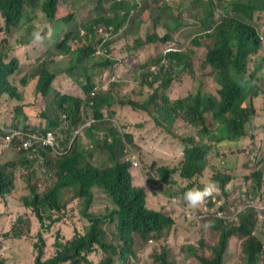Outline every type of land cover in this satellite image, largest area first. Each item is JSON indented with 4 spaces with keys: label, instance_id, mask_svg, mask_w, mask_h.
Masks as SVG:
<instances>
[{
    "label": "trees",
    "instance_id": "trees-1",
    "mask_svg": "<svg viewBox=\"0 0 264 264\" xmlns=\"http://www.w3.org/2000/svg\"><path fill=\"white\" fill-rule=\"evenodd\" d=\"M118 7L120 4L115 5ZM132 7L137 11L139 4L133 2ZM59 9L56 0H0V103L8 99L13 102L10 120L0 125V140L13 129L44 130L43 122L52 126L57 135L53 148L39 147L35 152L42 164L53 161L55 182L43 192L36 183L32 184L34 154L30 159L20 160L26 178L23 189L18 179L17 190L0 157V202L11 201L16 205L9 226L0 234V246L12 239L29 241L34 252L33 264H93L89 259L98 262L101 251L104 257L99 264H128V256L134 253L135 232L154 243L147 264H173L167 257L172 245L161 239L164 226L172 223L168 217L172 204L157 195L146 206L143 188L131 182L133 160L125 154L114 155L124 141L132 145L134 158L146 150L162 153V149L149 146L157 139L156 144L162 147L163 142L170 140L182 147L177 148L183 151V160L176 169L185 179L201 175L210 148L219 157H240L234 173H212L210 180H216L221 189L215 188L211 195L226 197L238 185L245 186L248 182L249 193L263 214L256 230L264 231V146L257 144L253 138L255 126L250 125L254 118L264 120V0H176L174 4L169 0H153L139 11L132 21V30L138 22L150 21L186 41L182 51L171 50L162 56L168 61L166 68L161 66L156 73L145 68L139 74L141 79L133 78L140 80L145 91L143 98L131 95L117 100L120 105L136 110L137 118L151 122L155 135L137 131L133 126L132 129L130 123L115 126L111 119L116 112L110 114V119L104 117L103 111L113 108L115 103L101 85L102 78H108L105 69L127 65L129 55L115 60L94 57L91 49L108 50L111 46L96 28L100 19L96 16L87 24L79 23L72 31L54 33L52 20L62 24L75 20L74 10L61 14ZM165 10L173 17L162 14ZM127 17L115 18V30ZM23 18L26 20L21 22ZM79 29L91 33V37L73 44ZM37 32L40 39L34 36ZM169 39L155 35L147 38L149 42ZM198 47H202V55H197ZM30 48L39 53L32 55ZM52 48L56 49V55L48 64L46 57ZM195 57L199 58V68L191 70L188 61H195ZM178 64L182 69L171 77L172 66ZM136 67L132 70L136 71ZM54 74L61 77L57 84L60 92L51 87ZM203 76L219 85L218 98L203 89ZM173 84L176 90L171 92ZM192 85L194 89L186 92ZM92 89L95 97L90 101ZM87 122L89 129H95L100 136L105 134L100 151L108 150L112 159L109 166L91 163V153L84 148L92 141L98 143L91 132H83L79 140L74 136L72 148L67 150L73 131ZM210 122H214V128L209 127ZM124 129H128L126 134ZM181 130L191 133L183 137ZM18 137L19 133H15L11 141L19 143ZM225 145L226 151L221 149ZM48 151L55 155L51 158ZM158 170L166 176L170 168L163 166ZM205 184L196 179L193 188H203ZM179 192L183 193L175 191ZM96 193L109 202L104 212L90 210ZM3 211L0 205V212ZM78 218L88 222L85 229L77 228ZM232 226L236 228L215 224L219 238L211 257L189 247L200 264H222L226 241L237 230L244 234L240 250L245 262L241 264L264 262V240L251 235L244 224ZM114 229L118 245L107 242L109 232ZM49 235L54 236V250L45 257V239ZM183 248L178 244L179 251ZM0 264H4L1 256Z\"/></svg>",
    "mask_w": 264,
    "mask_h": 264
},
{
    "label": "clouds",
    "instance_id": "clouds-1",
    "mask_svg": "<svg viewBox=\"0 0 264 264\" xmlns=\"http://www.w3.org/2000/svg\"><path fill=\"white\" fill-rule=\"evenodd\" d=\"M133 2H137L140 6L139 0H96L93 9L94 12L97 13L96 17L100 18L96 28L100 32V34L106 39V41L111 44V46L109 47L108 50L102 48H95L93 49L95 52L91 51V53H94V57L96 59L110 58L112 60H115L118 59L120 55L125 56L128 54L123 49L124 43L126 42L125 37H128L129 34L131 33H135V35L132 36V40H131L133 43L131 46L132 54H128L129 59H131L133 63H136L138 69L148 68L152 70L154 73L159 72L161 66H163L164 68L168 66V61L164 57H162L167 51H171V50L182 51L183 47H179L177 43L180 37H176L170 34L168 31L165 30L163 26L155 24L150 21L138 22L134 30H132L133 28L132 26L129 30H123L125 24H128L129 17L136 12V10H134L132 7ZM56 3L59 4L60 10L63 11L73 8V7L70 8V6H72L70 4L71 2H67L65 5H63L59 0H56ZM104 3L108 4V9L111 15L110 17H103L102 15L98 14ZM116 4H120V7L115 8ZM78 9L79 6L75 10ZM72 10H74V8ZM82 12L83 11L81 10L77 12V16H75V20L72 23L63 24V26L69 25L71 26V28H69L66 31H60L56 29L57 27H53V32L61 35L63 33L72 31L73 27L77 26L79 23L82 22L85 23L86 22L85 20L80 21V18L82 17L81 15ZM127 15L128 17L125 23L120 28L115 30V28L117 27L116 25L117 22L115 21V18L116 17L124 18ZM25 20L26 19L23 18L22 22H24ZM154 35L159 38H164L165 36H169L170 39L167 40L166 42H161L159 40L155 42H149L147 40L148 36H154ZM34 36L36 39H40L38 32L34 33ZM90 37H91V33L86 32L83 29H79L77 32V36L73 38L72 43L77 44L79 42V39L81 38L89 39ZM116 37H117V42L119 44L115 42ZM139 42H143V44H140ZM120 45L126 53H122V54L119 53L118 49L120 48ZM158 57L161 58L157 61ZM188 62L191 63V70L195 69L194 61L189 60ZM181 69H182V65L179 64L173 65L171 69V73H172L171 77L177 75ZM50 70L53 71L52 69ZM54 75L55 77L51 81V87L54 92H60L57 85L59 81L54 82L55 79L59 78V76L56 74ZM111 76L112 78L110 79ZM111 76L107 78L110 79L111 82L117 80L118 78L120 80H123L121 79V77L117 75H111ZM104 82L106 83V87L104 91L108 94V96H111L109 90L110 82L109 80H106ZM219 88L220 87L218 86L217 90ZM89 95H90V101H92V99L95 97V91L92 89ZM129 96L131 95H126V97L118 98L117 100H125V98ZM117 100L114 99L115 103H117ZM126 106L127 105H120V108L123 107L127 108ZM113 112H115L114 107L106 111H103V115L106 119H110V114H112ZM133 114L135 120L129 121L131 125L138 126L141 122L143 123L148 122V121H143L140 118H137L136 112ZM111 120L113 121V119ZM88 124L89 122H87L82 127L86 129V132H91L95 139L99 140L102 135L100 136L95 129H89L87 127ZM150 124L152 125L151 122ZM43 125L45 127L44 130H41L40 128H30V130H28L27 132L16 129L10 130V135H5V137L0 140V157L4 159L2 161V164L4 163L6 164V169L13 177L15 190L19 188L18 179L21 181V185H22L24 184L23 179L26 178L25 175L23 174V166L21 165L20 160L30 159L33 156V154L35 155L36 149L39 147L48 148V150L49 148L54 147L53 144L56 141V137H57V135L54 132V128L49 124H47V122H43ZM15 133H19V137L17 138V140H19V143L11 141V137ZM80 135L81 134L78 133L76 129L73 131L72 139H70V142L67 146L68 151L71 150L72 148L71 144L73 137L77 136V139L79 140ZM107 140L108 142L110 141L109 138H107ZM154 142H157V140ZM167 142H171V140L166 141V143ZM93 144L94 142L92 141V143L89 146L84 147L88 152L91 153L90 161L92 164H96V163L102 164V162H105L107 159L111 158L106 148L104 151H100L101 146L99 145L98 147L99 151L97 150L96 152L95 151L96 149L93 147ZM14 148H16L18 152H16ZM130 151H131L130 146L128 144H125L124 152L129 153ZM60 153H62V151H60ZM48 155L52 158L55 154L50 153L48 151ZM114 155L116 157L122 155L121 149L119 148V150L116 151ZM127 156L129 157L130 160H133V173L132 175H130L131 182L134 186H139L143 188L146 206H148L150 200L157 195H160L161 199L165 201H169L172 204L171 212L169 213L168 216L171 218L172 223L166 224L164 226L163 236L161 239L164 240L167 237L175 238L178 244L184 246V248L180 250V253L187 255L189 259H193L194 261H196L197 264L200 263L198 262L196 257L192 254V249H190L189 247L192 246L193 249H197L198 253L201 255L211 257L212 247L216 245L219 238V230L215 229L214 227L217 222H220L221 226L225 227L226 229L236 228L233 227L232 225L241 226L242 224H244L248 227L251 235L259 236L256 230V224L260 220L263 214L262 212L259 211L257 205L255 204V202L251 197V194L249 193L248 182L245 184V186L238 185L236 187L235 192L230 193L226 197L224 196V199L222 196H218L216 194L211 195V193L215 190V188L221 189V187L219 186V183L216 180L205 181L208 177V169L210 165L212 164L217 165L216 169L218 170H214V169L212 170V173H216V174L220 173L223 175H227V173H234L236 170V167L233 170H230L222 166L221 163L219 162L222 159V157H219V155H215L213 149L210 148L208 154L206 155L207 163L201 175L194 176L191 179L182 178L180 176L179 170L176 169L177 167H179V165L183 160V158H180L178 156L168 154L165 157L163 153H158V152L154 153L149 150L142 152L137 158H134V153H131ZM34 163H35V169L31 172V176H34L35 179L32 180V184L36 183L37 189L40 192H43L44 190L51 187L55 182L54 171L52 169L53 161L45 165L42 164L41 158H36L35 155ZM102 166H109V165H102ZM163 166H169L170 168L169 173L166 176L160 174L158 170L159 167H163ZM196 179H201L206 182L203 188H193ZM227 184L228 182L225 183V186H227ZM176 190H182L183 193L180 192L175 193ZM206 196L209 197L204 198ZM227 199L232 200L234 204L233 205L227 204L226 203ZM181 200L184 205L183 208H181V205L179 203ZM104 201L106 202L104 208H108L109 202H107L105 199ZM3 202L5 201L0 202V205L5 211L6 208ZM99 202H100V196H98L96 193L95 199L93 201L90 210H93ZM104 208L99 209V211L104 212ZM211 217H214L215 219H210ZM252 217L254 219V223L252 222ZM86 227L87 226H85V228ZM115 232L116 229L109 232L107 236V242H111L113 244L118 245L119 241L115 237ZM235 235L239 236V238H236V242H238V249H239L238 252H236V250L233 248L231 249L228 245L230 239ZM213 236L214 239H212ZM132 238H133L132 244L134 247V252L137 249V238H140L141 243L143 245L150 243L152 241V239L150 238L147 241H145L140 237L139 234L135 232L132 233ZM243 238H244V234L240 230L231 233V235L228 237L226 241V248L223 253L222 264H225L226 260L229 259L230 253H231L230 256L231 260L230 262H228L229 264H234L237 261L239 253L243 254L241 262H245L244 253L243 251L240 250L241 242ZM201 244L203 246H201ZM99 255L100 256L98 262H96L92 258H90L89 260L93 264H99L102 257H104V253L101 251Z\"/></svg>",
    "mask_w": 264,
    "mask_h": 264
},
{
    "label": "rangeland",
    "instance_id": "rangeland-1",
    "mask_svg": "<svg viewBox=\"0 0 264 264\" xmlns=\"http://www.w3.org/2000/svg\"><path fill=\"white\" fill-rule=\"evenodd\" d=\"M63 5H65L67 2H71L70 4L72 6H70V8H74V11L72 13V16H77V12L79 10L83 11L81 13L82 17L80 18V21L85 20V24H87L88 22H90L93 17L97 16V13L94 12V6H95V2L96 0H59ZM140 1V6L138 8V10L129 17V21L128 24H125L124 29L123 30H129L132 26V21L134 19V17L139 13V11L145 7L146 5H149L153 2V0H139ZM170 2H172L173 4L176 3V0H169ZM161 3V1L159 2ZM79 6L78 10H75L77 7ZM156 6V4L152 5V9H154ZM72 8V9H73ZM59 13L63 14L65 13V11L60 10L59 9ZM100 15H102L103 17H110V11L108 9V4L104 3L101 7L100 12L98 13ZM162 14H164L165 16L172 18L173 16L169 15L168 10H165ZM22 22V21H21ZM51 24L54 25V27H59L56 28L57 30L60 31H66L69 28H71V26L66 25L63 26V24L61 22L52 20ZM76 28V26L73 27L72 30H74ZM262 29L264 30V25H262ZM22 30V28L19 30V32ZM53 31V30H52ZM135 35V33H131L129 34L128 37H125L126 42L124 43V50L128 53V54H132L131 51V46H132V36ZM50 41V39H49ZM129 41V42H127ZM115 42L117 44H119L117 42V37L115 38ZM178 46L179 47H185L186 46V41L183 38H180L178 40ZM122 49L121 45L120 48L118 49L119 53H126L124 50ZM92 52H95L93 49H91ZM202 47H198L197 48V55H202ZM30 52L32 55L39 53L38 50H36L35 48H30ZM56 49L52 48L51 50H49L48 55L46 57V63L50 64V59L52 56L56 55ZM114 53V52H112ZM124 55H120L118 59L122 58ZM196 60L194 61V65H195V69L199 68V62L197 60H199V58L195 57ZM99 60H104L103 58H98ZM52 62V61H51ZM132 67L136 65V63H133L131 59L128 60L127 65H123L121 68L117 69L114 68L112 70H110V68H106L108 71L105 72V75L107 77L111 76V75H117L119 77H121L120 80L119 78L113 82L110 81V79L112 78V76L110 77V79L107 78H102V86L105 90L106 87V83L104 81L109 80V84H110V94L111 96L117 100L118 98H123L126 97V95H133V96H137L139 98H143L145 91L142 87H140L139 84V79L140 78V73L145 71V69H138V66L136 67V71H133ZM50 67H52V65H50ZM140 68V67H139ZM134 77H138L139 79H133ZM61 80V77H59L58 79H55L54 82H58ZM189 82L192 83V81L190 79H188ZM201 82H202V87L206 92H209L210 94L215 95L217 98V87L219 86L216 83H213L212 80L207 77V76H203L201 77ZM112 83V85H111ZM156 84V83H155ZM190 89H194V85H192L190 88L185 89L186 92H188ZM169 90L171 92L176 90V84H173L172 86H170ZM146 91H149L146 88ZM107 94V93H106ZM180 97V96H178ZM12 108H13V102L8 99L6 102H1L0 103V125L2 124V122H8V120H10L11 115H12ZM114 109L116 112V115L112 118L113 121L112 123L115 126H118V124H127L129 123V121L135 120L134 118V114L135 112H137L136 110H133L130 107L127 108H120V105L118 103H114ZM133 113H132V112ZM88 115L90 116L91 113L87 112ZM5 117V120H3V117ZM255 122H251L250 125L251 126H255V131L253 134V138L255 139V141L257 142V144H261L264 145V120L261 121H257L256 118H254ZM214 122H210L209 127L210 128H214ZM130 128L133 129V127H135V129L137 131L143 132V133H148L149 135H155L156 134V130L151 127L150 122H141L138 126H134V125H129ZM133 126V127H132ZM184 127L183 125L180 126V128ZM78 131V133L82 134L83 132H86V129L83 128L82 126L76 129ZM128 129H124L123 130V134L127 133ZM159 131V130H158ZM181 132L183 133V137L188 136L191 132L187 131V130H181ZM176 133H180L179 130L176 131ZM105 136V134H102L101 138L99 140H97L98 143L94 142L93 147L96 149L95 151L97 152V150L99 149V145L102 146L101 144V139H103ZM123 141L125 140L124 137L122 139ZM159 140V139H157ZM157 142L151 141L149 143L150 147H154L157 150H161L162 149V153L165 155V157L169 154V155H174V156H178L180 158H183V151L179 150L177 148H182L181 146H179L178 144H176V141L171 140V142H163L162 146L156 144ZM125 144H128L131 148V151L128 152H124V148H125ZM16 150V152H18V150L16 148H14ZM121 149V153L125 154V155H129L133 152V148L132 145H130L129 143H127L125 141V143H122V145L120 146ZM221 149H223L224 151H226L228 149V145L223 146ZM99 151V150H98ZM234 155V154H233ZM241 158L240 157H229V158H223L219 161L221 163L222 166L226 167L227 169L233 170L235 167H237V165L240 163ZM112 163V159L109 158L107 159L105 162H102V164L100 165H110ZM217 165L212 164L210 165L209 169H208V177L205 181L210 180L212 178V170H218L216 169ZM204 181V182H205ZM25 188V184L21 185L20 189ZM224 199V196H223ZM227 201L229 202V205H233L234 202L230 199H227ZM4 206L6 208L5 211L0 212L1 213V217L0 218V234L3 230H5V227L9 226V221H11L12 219L10 218L11 212L12 210L15 208V204L11 201H7V202H3ZM105 201H104V196L100 197V202L97 204V206L92 210L95 212H100L99 209L104 208L105 206ZM181 205V208L184 207L182 200L179 202ZM107 208H104V211H106ZM13 214V213H12ZM252 214V213H251ZM6 217H8V219H5ZM252 222L254 223V219L252 217ZM77 228L79 229H83L85 228V225H88V222H82L81 218H78L77 220ZM257 233L259 234V236L264 240V231H258ZM236 238H239V236H234L230 239L229 241V247L232 249H235L236 252H238V242H236ZM31 239V238H29ZM214 239V236L213 238ZM32 240V239H31ZM165 241H167V243L171 244V252L169 254H167V257L170 258V260H173V264H181L182 262L185 264H196V261H194L193 259H189V257L185 254H181L179 249H178V243L176 241L175 238L172 237H167L166 239H164ZM33 241V240H32ZM45 241H47L46 243V247H45V257L52 254L53 250H54V245H53V241H54V236L53 235H49L46 237ZM154 243L151 242L149 244H145L143 245L141 243L140 238H137V249L136 251L132 254L128 256V264H147L148 261V252L151 249L152 245ZM31 243L25 239H12L9 240L6 244H3L0 246V256L4 261V264H33V257H34V252L33 249H31L30 247ZM242 255L241 253L238 254V258L237 261L234 264H241V259H242ZM230 256L231 253L229 255V259L226 260L225 264H229L228 262H230ZM162 263V260H161ZM257 264H264V262L262 261H258Z\"/></svg>",
    "mask_w": 264,
    "mask_h": 264
},
{
    "label": "crops",
    "instance_id": "crops-1",
    "mask_svg": "<svg viewBox=\"0 0 264 264\" xmlns=\"http://www.w3.org/2000/svg\"><path fill=\"white\" fill-rule=\"evenodd\" d=\"M7 155H8V153H7Z\"/></svg>",
    "mask_w": 264,
    "mask_h": 264
},
{
    "label": "built area",
    "instance_id": "built-area-1",
    "mask_svg": "<svg viewBox=\"0 0 264 264\" xmlns=\"http://www.w3.org/2000/svg\"><path fill=\"white\" fill-rule=\"evenodd\" d=\"M7 138V137H6Z\"/></svg>",
    "mask_w": 264,
    "mask_h": 264
}]
</instances>
